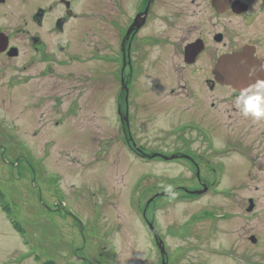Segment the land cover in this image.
Returning <instances> with one entry per match:
<instances>
[{"label": "rangeland", "instance_id": "rangeland-1", "mask_svg": "<svg viewBox=\"0 0 264 264\" xmlns=\"http://www.w3.org/2000/svg\"><path fill=\"white\" fill-rule=\"evenodd\" d=\"M94 2L80 5L92 9ZM97 20L90 16L94 28L84 43L95 52V36L101 34L106 46L100 55H109V21L96 31ZM82 60L71 61L69 79H55L57 86L39 78L20 87L18 94L26 100L17 110L0 106L5 122L0 124V264H108L111 254L115 264H160L144 214L165 239L167 264H264V189L246 219L240 194L199 204L178 201L190 189V177L176 170L181 166L167 163L175 171H166L158 159L148 161L140 153L160 148L162 132L189 114L165 102L167 94L156 92L157 84L139 81L129 101L132 137L139 147L134 149L115 108L119 76L114 71L99 75L97 70L112 66L103 57ZM52 87L56 95L67 90L57 104L53 97L37 110L30 107ZM10 132L17 140L7 137ZM174 190L175 197L154 196Z\"/></svg>", "mask_w": 264, "mask_h": 264}, {"label": "flooded vegetation", "instance_id": "flooded-vegetation-1", "mask_svg": "<svg viewBox=\"0 0 264 264\" xmlns=\"http://www.w3.org/2000/svg\"><path fill=\"white\" fill-rule=\"evenodd\" d=\"M81 1L0 0V106L17 110L26 100L18 94L20 87L39 78L57 86L55 79H69L71 61L103 57L112 66L97 70L99 75L114 71L119 76L114 96L124 132L128 129L127 144L134 142L130 93L139 81L150 80L157 84L156 92L167 94L165 102L189 117L162 132L160 148L140 155L158 159L166 171H175L168 164L181 166L176 170L191 179L186 196L192 203L240 194L239 207L250 218L264 189V121L240 115L234 100L241 88L228 83L218 65L222 58L238 55L244 78H264V0H95L92 9ZM90 16L98 17L96 31L109 21V55H100L106 38L98 33L96 47L90 48L95 52L87 50L84 35L94 28ZM66 91L56 95L52 87L30 107L37 110L53 97L57 104ZM10 136L11 141L18 138ZM207 212L201 211L205 219ZM155 228L158 238L152 233L150 239L159 249L165 239Z\"/></svg>", "mask_w": 264, "mask_h": 264}, {"label": "clouds", "instance_id": "clouds-1", "mask_svg": "<svg viewBox=\"0 0 264 264\" xmlns=\"http://www.w3.org/2000/svg\"><path fill=\"white\" fill-rule=\"evenodd\" d=\"M234 105L242 117L254 122L264 121V78L242 87ZM167 190L171 191V188Z\"/></svg>", "mask_w": 264, "mask_h": 264}, {"label": "water", "instance_id": "water-1", "mask_svg": "<svg viewBox=\"0 0 264 264\" xmlns=\"http://www.w3.org/2000/svg\"><path fill=\"white\" fill-rule=\"evenodd\" d=\"M238 60H239L238 55L224 57L221 59L222 63L218 65V70L221 75L224 74V78L228 83H231L235 87L242 88L246 86L245 83H251L257 80L258 78H255V75L254 77H251V78H246V77L244 78V76L241 75L240 65L237 62ZM173 194L174 193H172L171 195ZM160 195H163V193L158 194L157 196H155V198H157ZM252 209L253 207L251 206L249 210H252ZM250 240L253 243L257 242V239L255 236H251ZM162 254L163 256L166 254V250L164 246H162ZM163 264H166V261H164Z\"/></svg>", "mask_w": 264, "mask_h": 264}, {"label": "trees", "instance_id": "trees-1", "mask_svg": "<svg viewBox=\"0 0 264 264\" xmlns=\"http://www.w3.org/2000/svg\"><path fill=\"white\" fill-rule=\"evenodd\" d=\"M47 264H53V263H47Z\"/></svg>", "mask_w": 264, "mask_h": 264}]
</instances>
